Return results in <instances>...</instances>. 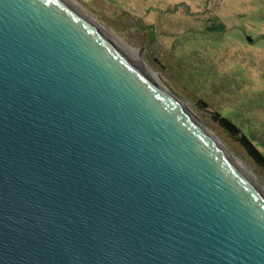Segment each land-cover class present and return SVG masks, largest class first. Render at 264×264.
Listing matches in <instances>:
<instances>
[{
	"label": "water",
	"instance_id": "obj_1",
	"mask_svg": "<svg viewBox=\"0 0 264 264\" xmlns=\"http://www.w3.org/2000/svg\"><path fill=\"white\" fill-rule=\"evenodd\" d=\"M178 102L70 0H0V264H264V192Z\"/></svg>",
	"mask_w": 264,
	"mask_h": 264
},
{
	"label": "rangeland",
	"instance_id": "obj_2",
	"mask_svg": "<svg viewBox=\"0 0 264 264\" xmlns=\"http://www.w3.org/2000/svg\"><path fill=\"white\" fill-rule=\"evenodd\" d=\"M70 1L135 52L264 192V167L215 116L264 156V0Z\"/></svg>",
	"mask_w": 264,
	"mask_h": 264
},
{
	"label": "bare ground",
	"instance_id": "obj_3",
	"mask_svg": "<svg viewBox=\"0 0 264 264\" xmlns=\"http://www.w3.org/2000/svg\"><path fill=\"white\" fill-rule=\"evenodd\" d=\"M74 4V3H73ZM75 5V4H74ZM76 6V5H75ZM77 7V6H76ZM80 11H82L86 16H88L89 18H91L97 25L98 27L102 30V32L110 39L111 42H113L117 47L121 48L129 57H131L138 66L143 67L144 69H146V71L148 72V74L152 77V79H154L158 84H160V81L158 79H156L154 77V75L151 73V71H149L145 65L143 63H141V61L138 60L137 55L135 54V52L131 51L130 49L126 48L124 45H122L110 32H108L106 29L103 28V26H101L99 23H97V21L95 19H93L90 15H88L85 11H83L81 8L77 7ZM181 106H183L186 110L187 107H185L184 105H182L180 102H178ZM189 112V111H188ZM190 113V112H189ZM192 115L193 118L194 115L192 113H190ZM196 119V118H195ZM207 134L212 137L214 140H216V142L218 143V145L221 146L220 142L210 133L207 132ZM222 147V146H221ZM232 162L234 163V165L238 168V170L245 175L249 180H251L255 185L256 183L252 180L251 176L248 175V173H246L245 169L238 163L236 162L234 159H232ZM257 186V185H256ZM258 187V186H257Z\"/></svg>",
	"mask_w": 264,
	"mask_h": 264
},
{
	"label": "trees",
	"instance_id": "obj_4",
	"mask_svg": "<svg viewBox=\"0 0 264 264\" xmlns=\"http://www.w3.org/2000/svg\"><path fill=\"white\" fill-rule=\"evenodd\" d=\"M216 117H219V122L231 131L233 134H236L239 140L249 149L253 159L264 167V156L254 147V145L249 141V139L240 132V130L234 125L230 120L221 117L218 113H215Z\"/></svg>",
	"mask_w": 264,
	"mask_h": 264
}]
</instances>
